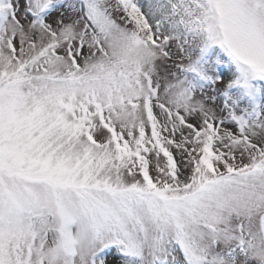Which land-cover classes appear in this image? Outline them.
Masks as SVG:
<instances>
[{
	"label": "snow or ice",
	"instance_id": "obj_1",
	"mask_svg": "<svg viewBox=\"0 0 264 264\" xmlns=\"http://www.w3.org/2000/svg\"><path fill=\"white\" fill-rule=\"evenodd\" d=\"M0 264H264V0H0Z\"/></svg>",
	"mask_w": 264,
	"mask_h": 264
}]
</instances>
